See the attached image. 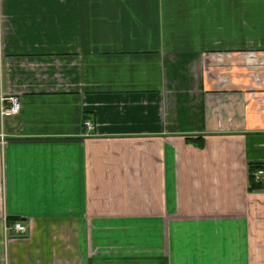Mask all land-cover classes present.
<instances>
[{
    "label": "crops",
    "instance_id": "obj_1",
    "mask_svg": "<svg viewBox=\"0 0 264 264\" xmlns=\"http://www.w3.org/2000/svg\"><path fill=\"white\" fill-rule=\"evenodd\" d=\"M260 168L264 0H0V264H264Z\"/></svg>",
    "mask_w": 264,
    "mask_h": 264
},
{
    "label": "built area",
    "instance_id": "obj_2",
    "mask_svg": "<svg viewBox=\"0 0 264 264\" xmlns=\"http://www.w3.org/2000/svg\"><path fill=\"white\" fill-rule=\"evenodd\" d=\"M2 113L6 116L14 115L20 112L21 110V101L18 96L11 95L8 97H2ZM85 125L92 128L93 125L91 121L86 120ZM264 174V169L260 168L254 174V179L259 180L260 177ZM8 230L12 231L15 235H24L27 232V226L21 221H15L7 227Z\"/></svg>",
    "mask_w": 264,
    "mask_h": 264
}]
</instances>
